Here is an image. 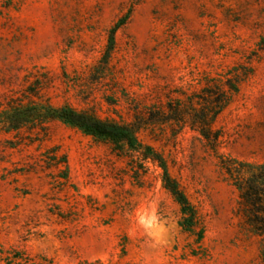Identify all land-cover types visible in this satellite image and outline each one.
<instances>
[{
    "label": "rangeland",
    "instance_id": "rangeland-1",
    "mask_svg": "<svg viewBox=\"0 0 264 264\" xmlns=\"http://www.w3.org/2000/svg\"><path fill=\"white\" fill-rule=\"evenodd\" d=\"M233 66L252 73L215 123V148L190 125L140 132L195 206L201 241L156 162L53 121L15 147L0 133V264H264L240 189L254 173L264 207V0H0V103L48 73L54 104L144 122ZM49 147L67 155L64 185L40 161Z\"/></svg>",
    "mask_w": 264,
    "mask_h": 264
},
{
    "label": "trees",
    "instance_id": "trees-1",
    "mask_svg": "<svg viewBox=\"0 0 264 264\" xmlns=\"http://www.w3.org/2000/svg\"><path fill=\"white\" fill-rule=\"evenodd\" d=\"M125 20L126 17H122L111 29L105 52L106 64L114 49L115 32ZM251 73V68L233 66L217 76H208L200 92L187 95L177 91L180 95L170 96L165 104L154 106V111L146 116V121L143 122L141 116H136V120L131 123L114 118H102L94 112L78 110L67 103L54 104L50 97L41 93L51 84L48 73H44L37 76L20 96L12 95L5 103H0V133H12L17 138L11 145L15 147L25 139L34 142L41 134L47 133L51 122L59 121L96 139L110 141L119 149L140 152L144 159L156 162L162 169L164 186L180 205L182 215L180 225L184 230L196 234L197 240L201 241L204 231L198 227L199 217L195 206L176 179L171 177L166 159L152 145L140 138V132L147 124H169L180 128L190 125L215 148L223 135L222 129L215 127V123L239 93L241 82ZM41 156L40 161L44 163L45 168L57 170L56 174H52L54 182L59 185L66 184L69 180L67 155L59 154L57 147H49ZM259 167L264 170V164ZM224 168L233 175L232 163L231 165L224 163ZM262 174L264 175V171ZM251 177L253 178L248 181L247 186L240 187L248 211L247 221L255 233L264 235V207H258L263 189L258 180H254V173ZM23 261L25 259L20 254H15L10 257L7 264H23Z\"/></svg>",
    "mask_w": 264,
    "mask_h": 264
}]
</instances>
